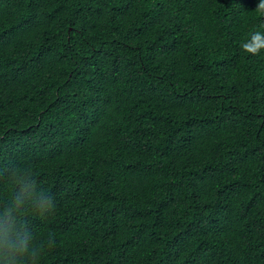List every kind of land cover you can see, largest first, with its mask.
Wrapping results in <instances>:
<instances>
[{"label":"trees","instance_id":"trees-1","mask_svg":"<svg viewBox=\"0 0 264 264\" xmlns=\"http://www.w3.org/2000/svg\"><path fill=\"white\" fill-rule=\"evenodd\" d=\"M258 3L0 0V217L52 197L15 209L39 264H264Z\"/></svg>","mask_w":264,"mask_h":264},{"label":"clouds","instance_id":"clouds-1","mask_svg":"<svg viewBox=\"0 0 264 264\" xmlns=\"http://www.w3.org/2000/svg\"><path fill=\"white\" fill-rule=\"evenodd\" d=\"M258 10L264 13V0H259ZM257 39L259 46L254 47ZM245 51L259 54L264 48V32L256 31L251 35V39L243 45ZM17 181L21 177H15ZM23 187L14 196L12 210L0 217V264H39L41 252L31 241L29 230L17 224L15 219V209L30 204L38 213L48 214L55 209V202L50 195L41 191L35 195V182L24 177Z\"/></svg>","mask_w":264,"mask_h":264}]
</instances>
